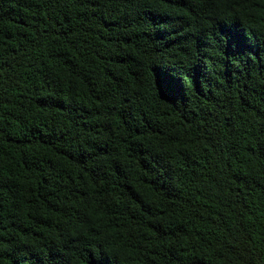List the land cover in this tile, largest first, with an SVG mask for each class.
I'll use <instances>...</instances> for the list:
<instances>
[{
  "label": "trees",
  "instance_id": "trees-1",
  "mask_svg": "<svg viewBox=\"0 0 264 264\" xmlns=\"http://www.w3.org/2000/svg\"><path fill=\"white\" fill-rule=\"evenodd\" d=\"M0 264H264V0H0Z\"/></svg>",
  "mask_w": 264,
  "mask_h": 264
}]
</instances>
